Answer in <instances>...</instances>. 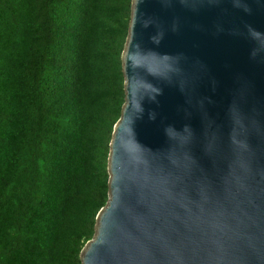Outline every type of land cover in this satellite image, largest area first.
Listing matches in <instances>:
<instances>
[{
  "label": "water",
  "instance_id": "1",
  "mask_svg": "<svg viewBox=\"0 0 264 264\" xmlns=\"http://www.w3.org/2000/svg\"><path fill=\"white\" fill-rule=\"evenodd\" d=\"M122 71L81 264H264V0H132Z\"/></svg>",
  "mask_w": 264,
  "mask_h": 264
},
{
  "label": "trees",
  "instance_id": "2",
  "mask_svg": "<svg viewBox=\"0 0 264 264\" xmlns=\"http://www.w3.org/2000/svg\"><path fill=\"white\" fill-rule=\"evenodd\" d=\"M132 0H0V264H81L108 201Z\"/></svg>",
  "mask_w": 264,
  "mask_h": 264
}]
</instances>
